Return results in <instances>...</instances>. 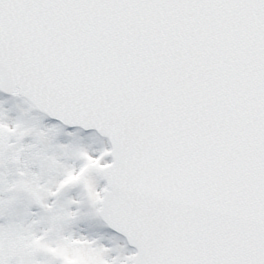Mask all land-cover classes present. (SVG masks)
Listing matches in <instances>:
<instances>
[{"label": "snow or ice", "instance_id": "obj_1", "mask_svg": "<svg viewBox=\"0 0 264 264\" xmlns=\"http://www.w3.org/2000/svg\"><path fill=\"white\" fill-rule=\"evenodd\" d=\"M0 264H264V0H0Z\"/></svg>", "mask_w": 264, "mask_h": 264}]
</instances>
